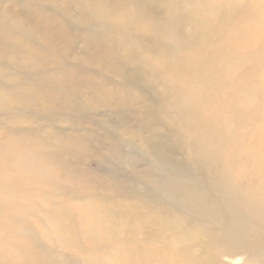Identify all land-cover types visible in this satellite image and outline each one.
<instances>
[{"label": "rangeland", "instance_id": "374dc122", "mask_svg": "<svg viewBox=\"0 0 264 264\" xmlns=\"http://www.w3.org/2000/svg\"><path fill=\"white\" fill-rule=\"evenodd\" d=\"M31 1L0 0V27L1 21L13 16L22 18L26 15L24 10L32 11ZM171 1V5L162 2L167 29L145 25L149 17L154 20L155 16L152 8L146 7L147 18L137 21L142 31L134 29L140 43L138 51L129 58L119 55L108 58L115 65L113 69L122 63L124 77H108L98 57L101 47L80 42L84 35L78 23L81 9L74 5L70 8L64 5L57 12L50 10L51 3L44 2L46 12L54 17L49 21L54 32L41 35L34 30L40 20L35 16L29 31L15 21L11 37L5 29L0 33V244L19 240L16 225L9 218L23 211L29 214L31 230L44 228L45 220L41 222L39 216L42 204L37 200L42 194L54 192L52 196L57 204L64 207L53 208L52 214L67 220L62 221L65 224L77 226L74 242L83 247L82 251H67L56 243H46L47 249L52 246L57 250L53 253L62 257L57 258L61 264H108V257L120 250L117 249L120 244L128 248L132 261L142 259L145 253L149 258L147 264H162L173 261V255L156 225L154 228L145 222L141 225L149 231L145 239L141 234L135 237L133 230L129 235L124 229L113 238L102 237L99 241L85 238L81 234L83 227L74 222L82 216V211L75 209L82 202L78 200L89 199L92 206L109 205L102 208L104 214L115 204L116 208L110 211L115 218L123 216L118 210L121 204L132 203L139 217L131 218L130 224L150 215L173 217L177 210L190 217L187 225L195 228L202 222L201 216L191 217L181 208L168 204L161 194L159 179L184 167L207 203L214 200L215 194L203 186L204 181L210 182L204 176L211 174L216 180L222 171L244 164L247 181L257 182L256 174L262 166L251 164L247 158L251 156L247 151L251 145H244L243 140H236L238 144L233 141L239 158L230 163L226 162L227 153H224L230 147L217 146V143L227 146L233 128L241 123L222 83L223 77L218 79L219 74L224 75L220 73L223 68L218 69L217 61L213 67H207L216 57H208L210 47L202 29L205 30L204 19L209 15L205 7L209 8L213 2ZM219 17L223 23L226 17ZM108 43L103 40L105 46ZM85 45L92 49L89 53ZM168 52L170 59L166 62L163 58ZM80 56L85 57L84 62L78 61ZM26 80L30 81V89L24 93L21 86ZM123 93L138 99L125 107V98L119 100ZM118 100L122 102L120 105ZM110 104H117V109L122 106L128 117L120 119L114 109L109 112ZM71 106L84 111L77 115L68 113L66 108ZM127 111L136 113L133 122ZM201 129L211 138L199 137ZM144 140L159 147L160 155L166 160L163 173L156 175L153 160L146 151L144 156H139L130 145L120 147L122 142L129 141L139 148ZM207 149L217 152L210 155L211 160ZM197 155L204 159L201 166L194 162ZM103 157L112 159L104 167L98 163ZM185 193L182 191L175 198L181 200ZM25 247L34 249V244L25 242ZM6 260L8 264L13 261L8 255ZM109 264L118 262L110 260Z\"/></svg>", "mask_w": 264, "mask_h": 264}, {"label": "bare ground", "instance_id": "6f19581e", "mask_svg": "<svg viewBox=\"0 0 264 264\" xmlns=\"http://www.w3.org/2000/svg\"><path fill=\"white\" fill-rule=\"evenodd\" d=\"M45 1L51 3V11L58 12L64 5L69 8L74 5L81 9L79 16L81 20H78V23L84 35L79 40L87 45L101 47V51H98L101 56L98 57H101L100 63L103 65L102 67L106 68L108 77L111 75L112 77H124L122 63L113 69L115 65L108 58L118 55L129 58L138 51L140 43L136 39L137 33L134 29L138 32L142 31V27L137 21L147 18L146 7H151L152 14L155 13L156 19L159 18V20H156L155 16L154 20L149 17L150 21L145 25L162 30L169 27L165 23L167 21L165 20L166 15H163L162 5L163 3L171 5L172 2L171 0H60L62 2L60 4L58 0H32L29 5L33 7V10H24L26 15H22V18L13 16L10 20L1 21L0 33L5 29L7 33H11V37L14 30L12 25L15 21H18L25 30L29 31L33 27L32 23L36 17L40 20L39 25L33 27L34 30H37L41 35H44L45 32H54L55 29L51 28V22L49 23L54 17L52 18L51 13L46 12ZM121 1L123 2L121 3ZM212 2H210L209 8L205 7L206 14L209 15L204 19L205 30L202 29V32H204L210 47L208 51L211 53L208 57L210 58L212 55V58L216 57V60L210 61L207 67H213L217 61L218 69L223 68L220 73H224V75L219 74L218 79L221 80L223 77L222 83L232 98L233 108L241 123L240 127L233 128L235 130L232 135L230 134V138H227V146L220 143H217V146L230 147L228 152H224L227 153L226 162L230 163L232 159L237 161L239 158L238 151L233 147V141L238 144L237 141L243 140L244 145H251L252 148L247 149L251 156L247 154V158L250 159L251 164L257 163L262 166L260 172L256 174L257 182L252 184L247 181L248 173L244 164H237L230 170L222 171L223 174H218L216 180L212 179L214 176L211 174L204 176L210 182L204 181L203 186L209 190L212 189L215 194L214 200L207 203L205 199V202L203 200L205 196L197 190L196 183L188 176V171L184 167H177L178 169L166 174L164 179H159L158 183L163 190L161 194L167 198L168 204L181 208L186 212V215L201 216L202 222L197 223V226L194 222L195 228L187 225L190 222L187 221L190 217L184 216L177 210L175 211L177 214L173 217L158 216L155 218L150 215L142 217L143 220H138V218L130 224L131 218L139 217L132 203L121 204L118 210L123 216L115 218V214L110 213L112 209L116 208L115 204L109 207L108 212L104 214L102 208L109 205L92 206L89 199L85 202L78 200L82 202L75 205V209L82 211V216H84L76 217L74 222L80 223L83 227L84 232L81 234L85 238H95V241H99L98 239L102 237L113 238L124 229L125 233L129 232V235L133 233V230L135 237L141 234V237L145 239V235L147 237L149 232L141 226L145 222L153 228L156 225V229L163 236L162 239L172 250L173 261L171 259L169 262H162V264H264V0H212ZM221 15L226 17L223 23L219 20ZM103 40H107L110 44L105 46ZM87 45L84 48L89 53L92 49ZM163 59L168 62L170 53L168 52ZM78 61L84 62L85 57H78ZM54 75L58 77V74ZM135 77L138 78V74ZM29 83L30 81L26 80L21 86L24 93L30 89ZM7 98H10V93ZM121 99L125 101L126 107L127 103L135 102L138 98L123 93L119 97V100ZM121 103L119 101L118 105ZM110 105L109 112L114 109L120 119L128 117L124 111L122 112V106L117 109V104ZM102 107L106 108L105 105ZM66 110L68 113H75V115L84 111L73 106ZM128 114H130L131 122L134 121V117H137L136 113L129 112ZM242 122L245 123V126ZM249 132L252 133L249 134ZM199 137L210 139L211 135L207 136L201 129ZM123 145H130L132 151L134 150L139 156H144L143 152L146 151L150 156L148 158L153 160L156 175L165 171L162 166L166 160L160 155L159 147L150 146V141H142L139 148L129 141L122 142L120 147ZM211 146L209 145V147ZM207 151L210 153L208 156L210 160V155L217 153L216 150L207 149ZM199 152L201 156L202 150ZM111 160L110 157H103L98 163L104 167V165H109ZM23 161L24 159L21 163ZM41 161H44V158ZM194 162L201 166L200 162H204V159L197 155ZM174 178L177 180L174 181ZM182 191H186V196L181 200L176 199L175 195ZM53 194L54 192L42 194L37 200L38 204H42L39 216L42 217L41 222L45 220L44 228L31 230L29 214L25 211L16 215L17 217L9 218V222L16 225L19 240H9L5 244H0V264H8L6 255L12 258L11 264H61L57 258L62 257L55 254L57 250L54 247L52 249V246V250L47 249L46 243L52 245L56 243L58 248L67 251L83 250L81 245L74 242L75 235L78 236L77 232L79 231L77 226L70 223L65 224L62 221L67 220L58 219L56 215L52 214L53 208L64 207L62 204H57ZM25 203L26 201H23V205H26ZM72 207L70 210L73 209ZM60 212L68 214L65 211ZM38 220L40 221V217ZM25 242L33 243L34 249L25 247ZM117 249L120 250L115 254L112 252L106 262L114 260L118 264H134L135 261H132L131 254L128 255V248L124 244H120ZM53 251L56 252L53 253ZM147 256L144 253L142 259L136 261L135 264H147L149 262Z\"/></svg>", "mask_w": 264, "mask_h": 264}]
</instances>
